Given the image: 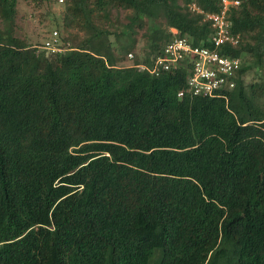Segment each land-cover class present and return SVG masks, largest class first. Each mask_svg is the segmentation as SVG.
I'll return each mask as SVG.
<instances>
[{
	"label": "trees",
	"instance_id": "16d2710c",
	"mask_svg": "<svg viewBox=\"0 0 264 264\" xmlns=\"http://www.w3.org/2000/svg\"><path fill=\"white\" fill-rule=\"evenodd\" d=\"M240 1L226 98L179 97L185 66L136 67L177 37L211 48L220 0H66L64 26L91 33L78 47L0 40V264H264V78L245 82L264 70V0ZM19 2L0 0V17ZM114 9L131 12L127 38L167 24L131 65L95 23Z\"/></svg>",
	"mask_w": 264,
	"mask_h": 264
},
{
	"label": "built area",
	"instance_id": "2783aa9c",
	"mask_svg": "<svg viewBox=\"0 0 264 264\" xmlns=\"http://www.w3.org/2000/svg\"><path fill=\"white\" fill-rule=\"evenodd\" d=\"M58 1L65 2V0ZM240 4V0H220L221 10L218 13L206 15L213 28L210 38L213 44L211 48L194 46L188 37H177L164 48L151 65L142 63L136 67L153 76H160L174 68L185 66L188 69L189 78L187 88L179 92V97L183 98L189 93L191 96L226 98L225 92H232L236 88L237 73L244 64L240 56L222 53L227 47L235 48L241 44L242 36L235 32L229 19L231 10ZM190 9L203 13L196 4L190 5ZM174 30L173 32L177 33V30L176 32ZM34 48L47 53L66 51L58 31H53L43 44ZM129 57L133 58V54L130 53Z\"/></svg>",
	"mask_w": 264,
	"mask_h": 264
},
{
	"label": "rangeland",
	"instance_id": "374dc122",
	"mask_svg": "<svg viewBox=\"0 0 264 264\" xmlns=\"http://www.w3.org/2000/svg\"><path fill=\"white\" fill-rule=\"evenodd\" d=\"M65 4L58 0H50L43 4H37L32 0H20L17 6V12L12 21H5L0 17V40L4 43L10 41L11 38H18L26 44L34 47L43 44L49 38L53 31H58L61 38H65L72 46L78 47L79 44L91 38V33L87 30L82 31L78 28H67L63 24V15L65 14ZM129 10H112L109 22L95 17V23L98 27L108 30L110 33L109 41L111 42L113 53L120 60L118 65L127 66L132 64V60L137 56L144 58L148 45L150 44V36L152 29H166L167 24L163 19L157 22H151L146 19L145 25L141 28L137 27L131 37L127 38L123 33L127 32V24L129 22ZM176 32V30H174ZM115 32H119L120 36H116ZM88 42V41H87ZM135 44V49H131L130 45ZM132 52L133 59L129 57ZM264 78V70L251 69L246 77V84L262 81Z\"/></svg>",
	"mask_w": 264,
	"mask_h": 264
}]
</instances>
